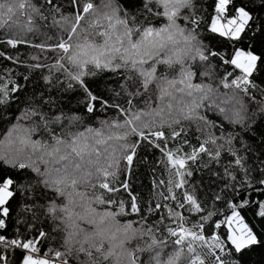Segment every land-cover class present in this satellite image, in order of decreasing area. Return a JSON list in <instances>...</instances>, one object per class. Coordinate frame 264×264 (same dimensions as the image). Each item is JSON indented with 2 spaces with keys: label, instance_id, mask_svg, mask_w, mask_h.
<instances>
[{
  "label": "snow or ice",
  "instance_id": "1",
  "mask_svg": "<svg viewBox=\"0 0 264 264\" xmlns=\"http://www.w3.org/2000/svg\"><path fill=\"white\" fill-rule=\"evenodd\" d=\"M67 2L72 12L65 16L63 5L54 0H40L39 4L33 0H0V27L17 28L14 17L22 15L28 26L18 30L31 32L34 17L46 19L45 11L60 14L68 25L67 38L53 44L33 45L41 52L55 53L54 62H40L39 56H33L36 62L28 67L47 69L49 74L45 79L49 82L54 72L62 73L68 88L79 91L78 102L88 114L112 109L126 118L123 122L104 121L101 128L88 127L64 139L51 125L63 119L79 122V116L68 118L61 112L49 120L38 109L25 110L26 119L39 117L40 123L23 129L25 136L19 143L24 147L0 153V264H70L71 261L107 264L110 259L120 264L121 257L126 264H252L253 253L264 250V200L256 202L254 198H246L237 184L243 192L247 188L237 180L232 169L235 165L245 178L249 175L245 161L253 146L259 148L258 159L264 165V0H213L210 23L199 15L203 8H197L196 0H123V4L120 0H105L102 8L95 0ZM86 16L92 17L88 27L77 31ZM202 26L207 36L203 35ZM4 43L15 49L29 42L16 36ZM0 55L5 54L0 52ZM5 58L24 63L19 56ZM161 66L165 71L158 74ZM105 71L122 75L124 83L118 85L120 92L110 85L101 87L98 76ZM201 77L208 81L218 77L217 85L234 91L217 103V88ZM129 81L134 87L139 86L129 91ZM21 88L18 83L0 81V111L4 106L11 110L17 98L15 94ZM150 88L161 101L159 109L133 111L136 107L133 101ZM253 92L260 95V101ZM122 93L123 103H117ZM241 93L257 105L251 114L240 102ZM173 101L177 105L175 114ZM229 102H232L231 109L221 107ZM205 109L224 113L255 145L242 143L244 155H241L234 142H241L242 137L236 132L223 131L220 136L209 132L196 147L186 139L170 144L185 131L183 127L179 131L172 128L181 120L194 119L203 128L222 129L223 125L200 115ZM157 116L161 117L159 124L155 120ZM165 125L172 128L167 135ZM41 129L52 144L32 139ZM112 140L120 142L119 149L108 153L101 165L98 157L108 150L101 152L96 145ZM142 144H151L164 157L159 163L164 164L170 175L167 182L160 180L157 188L164 189L158 193L161 199L171 203L155 202L154 206L149 203L141 215L137 197L131 193L130 177L138 159L137 149ZM184 146L191 151L184 153ZM25 147L31 151L25 153ZM86 153H95L97 159L84 163ZM201 154L215 164H220L223 154L232 157L222 166L223 176L227 178L221 190L224 196L214 197V201L222 200L231 190V200L225 201L229 214L212 220L219 213L209 210L188 225L184 212L189 215L205 212L196 187L186 188L188 178L193 175L189 162L195 163ZM213 175L221 177L220 173ZM85 186L92 191H78ZM175 190H181L179 196ZM49 192L52 196L44 204H38L37 197L44 199ZM120 192L129 196L127 204L117 196ZM29 196L33 198L28 200ZM57 199L63 203L58 204ZM99 206L104 210L97 211ZM37 208H42L45 219L55 224V231L65 233L59 247H52L49 240L54 237L38 226ZM162 208L166 214L161 212ZM133 215L139 219L123 223L118 220V217ZM151 216L158 219L149 223ZM204 221L210 224L206 226ZM221 228L223 238L216 233ZM134 241H144V246L136 243L127 247ZM221 252L225 255H220ZM16 253L20 255L14 260ZM81 255L85 259L81 260Z\"/></svg>",
  "mask_w": 264,
  "mask_h": 264
},
{
  "label": "trees",
  "instance_id": "2",
  "mask_svg": "<svg viewBox=\"0 0 264 264\" xmlns=\"http://www.w3.org/2000/svg\"><path fill=\"white\" fill-rule=\"evenodd\" d=\"M34 3L39 4L40 0H33ZM54 2L62 4V12L65 16L71 14L72 10L68 6L67 0H54ZM105 0H95V4L97 6L103 7ZM120 3L123 4V0H120ZM197 8H203V11L199 13V15L203 16L205 20L210 23V18L214 14L213 13V0H196ZM27 11V10H26ZM187 10H185V13ZM46 19L33 18L31 32L18 30L23 27H27V22L24 16L14 17L17 19L18 26L14 29H9L7 26H3L0 28V52H3L5 55H0V81L4 83H11L12 85H16L17 83L22 86L21 90L16 93V99L11 104V110H8V106H4L3 110L0 111V115L3 116V119H0V153H1V145L16 128L15 132L17 133L16 137L19 134H24V132L20 128V119L25 118L24 113L26 109L34 108L38 109L41 113H43L49 120L59 115L61 112L65 114L66 117L71 118L73 116H79L81 119L79 122H71L69 119H63L59 124L51 125L53 131L58 135L63 136L64 139H69L70 134L83 132L86 128H101L102 122L111 121L113 119L123 122V119L126 117L118 116L116 112L112 109H109L107 112L97 111L93 114H88L85 112L84 108L81 106V103L78 101L81 100V95L78 90L69 89L68 81L65 79L64 75L60 72H54L52 75V79L49 82L45 79L48 76L47 69H35L28 67L29 64L35 63L36 61L32 60L33 56H39L40 62H47L51 64L54 62L55 53L45 50L43 52L40 49L34 48L35 44H53L57 42L59 39L67 38V29L68 25L61 20V16L58 13L49 14L48 11L44 12ZM92 17L86 16L85 20L80 22V25L77 31H80L81 28H87L88 22ZM183 23V21H181ZM202 33L204 36L208 35V32L204 30V26H202ZM20 37L28 41L29 43L19 45L17 48L13 49L10 45L4 43L10 37ZM6 56H19L21 61L24 63H14L6 59ZM215 63H218L216 61ZM165 69L161 66L158 70V74L160 72H164ZM200 71H203L201 67ZM24 77H27L25 80ZM218 77H214L212 81L204 80L201 77V80H204L205 83H212L213 87L217 88V93L226 94L220 95L217 103L223 98L230 97L234 90L225 89L222 86H219L215 83V80ZM101 87L103 88L105 85H110L111 89H115V91L120 92L121 89L118 85L124 83V79L119 73L112 72H102L98 76ZM198 82V81H197ZM137 84L135 87H138ZM128 90L134 91L135 87L133 86V82H128ZM111 94V92L109 93ZM256 95V100L260 101L261 97L258 93L253 92ZM239 99L244 108L251 114L255 111L257 105L252 101L248 100L246 96L242 93L239 94ZM148 101V104H145V101ZM117 103H123V93L121 94V98L117 100ZM133 103L135 104V108L133 111L144 110L150 111L151 109H159L161 106V101L158 99V95L150 88L148 93L144 96L137 97ZM232 103V102H231ZM174 104V101H173ZM232 106V105H231ZM221 107L226 108V110L230 109L227 104H221ZM239 107V106H237ZM176 112V107L173 105V114ZM165 113H167V109H165ZM200 115H205L211 121H214L217 125H223V128H212L207 129L203 128V126L196 120H181L179 125L173 124L172 128L179 131L181 127L185 129L182 133L181 137L177 141H171L170 144H179L181 140L189 141L192 147H196L198 145V141H202L209 132L214 133L216 136H220L221 132L229 133L236 132L242 137L241 142H234L235 147L241 150V155H244L243 149L241 147L242 143H248L255 145L256 142L252 141L251 137H244L243 132L241 131L240 126L230 123L229 119L224 113L219 111H207L201 110ZM230 115V112H229ZM146 119H151V117H146ZM259 119V117H257ZM156 123L159 124L161 117H155ZM40 123L39 117H32L28 119L29 127L37 125ZM172 128H168L167 125L164 126V131L166 135L172 131ZM107 135V132H105ZM34 140H43L47 141L49 144H52V140L42 129L38 130L33 134ZM130 139H135V137H131ZM89 144H92V141H88ZM119 143L115 140L108 141L107 144L96 145L97 148L100 149L101 152H104L105 149L108 150L104 155H100L98 157L100 164L103 165L105 163V157L108 153L112 152L114 149H119ZM24 147V146H22ZM209 147H211L209 145ZM25 153L30 152V148L25 147ZM191 148L188 146L183 147V152H190ZM138 159L134 163V171L130 177V188L131 193L137 197V203L141 207L143 214V209H145L149 203H152L154 206L155 202L171 203L170 201H163L158 194L159 192L164 191L163 188L158 189L157 184L160 180L167 179L170 175V172L166 170L164 164L159 163V161L163 160L164 157L160 150L152 146L151 144H142L138 149ZM97 159L95 153H91ZM260 154L259 148L253 146L251 150V155L247 156L245 161V167L249 169V175L245 178L241 171L236 170V166L233 165L232 171L234 172L238 181H241L242 184L247 188L246 192H243L240 184H237V189L240 190L246 198L255 199L256 202L264 200V184H260V181L264 180V165L261 164L258 159ZM89 154L86 153V157ZM86 159V158H85ZM232 157L223 154L220 159V164H215L210 162V158L204 154L197 159L195 163L189 162L190 168L192 170L193 175L188 178L189 185H186V188H190L191 186L196 187V193L199 200H203L204 204L202 207L205 208L204 213H192L189 215L187 212H184L185 218L188 220V225L195 223L198 221L200 215H206L207 211H217L219 213L218 216H213L212 220H217L219 218H223L224 216L229 214V208L225 201L231 200V190L229 191V195L225 196L224 199L219 201H214V197L217 194L224 196V192L221 190L224 189V184L226 181V177L223 176V165L226 164ZM79 160V158H77ZM146 161V162H145ZM85 163V161H84ZM208 167H205V165ZM121 167H123V162H121ZM170 167V166H169ZM94 171V169H93ZM213 173H220L221 177L213 175ZM120 179L123 180V174L120 175ZM153 181H156L154 183ZM230 183H235V181H231ZM78 191L82 192H91L92 189L88 187H80ZM96 191H100L97 189ZM177 195H180L181 190H175ZM165 194H167L165 192ZM52 196V193H46L44 199H40L37 197L38 204H44L45 201ZM119 198H122L126 204L129 201V196L120 192L117 194ZM33 197L29 196L28 200H31ZM56 202L58 204L63 203L62 200L57 199ZM103 206L97 207V211H103ZM179 210V209H178ZM43 209L37 208L36 215L39 217L38 226H41L44 231L48 232L50 237H54V239L49 240V244L52 247H59L63 242L65 237V233L63 231H55V224L45 219L43 216ZM183 211V210H179ZM161 212H165V209H161ZM249 216L252 213L248 214ZM132 219L136 220L139 217L133 216H121L118 217V220L123 223L125 220ZM158 219V216L149 217V223H152ZM168 223V221H166ZM205 225L208 226L210 221H204ZM186 225V226H188ZM257 226L259 227V218H257ZM63 227V226H61ZM163 231V228L161 229ZM224 229H217L216 233L221 235L223 238ZM165 235H167L165 233ZM205 235H208L207 227L205 231ZM136 243H139L141 247L144 246V241H134L131 244L133 247ZM63 250V249H61ZM171 249H169L170 251ZM19 253L13 257V259H17L19 257ZM220 255H225V253L221 252ZM147 257V253H145V258ZM80 259H85L83 255L80 256ZM252 264H264V250H256L251 256ZM70 264H75V261H71ZM107 264H115L113 259H110Z\"/></svg>",
  "mask_w": 264,
  "mask_h": 264
},
{
  "label": "rangeland",
  "instance_id": "3",
  "mask_svg": "<svg viewBox=\"0 0 264 264\" xmlns=\"http://www.w3.org/2000/svg\"><path fill=\"white\" fill-rule=\"evenodd\" d=\"M219 96L220 95L218 94L217 101L219 100ZM227 98H228V96H227ZM227 98H223L222 100H226ZM173 105H174V107L177 108V105H176V102L175 101H174V104ZM227 105L230 107V109L232 108V106H231L232 103L231 102L227 103ZM19 123H20V128H21L22 131H23V129L29 128L28 119L21 118ZM16 135H17V133L15 132V130H12L11 131V135L8 134V136L5 137V139H4V141H3L2 145H1V153H5V152H15L16 149L22 147V145L19 143V140L22 139V138H24L25 132H24V134H19L17 137H16ZM32 139H33V137H32ZM88 159L95 160V156L93 154L88 155L86 157V159H85V163H87V160ZM100 161L101 160H99V162ZM106 247H107V245H106ZM127 247L131 248V244L127 245ZM114 263H115V261H114ZM120 264H126V261L123 259V257H121Z\"/></svg>",
  "mask_w": 264,
  "mask_h": 264
}]
</instances>
